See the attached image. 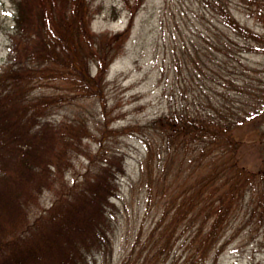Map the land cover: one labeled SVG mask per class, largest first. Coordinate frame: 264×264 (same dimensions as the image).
<instances>
[{
	"label": "trees",
	"instance_id": "1",
	"mask_svg": "<svg viewBox=\"0 0 264 264\" xmlns=\"http://www.w3.org/2000/svg\"><path fill=\"white\" fill-rule=\"evenodd\" d=\"M144 1L123 0L130 26L109 34L93 31L88 0H14L16 32L0 71V264H86L113 248L109 211L124 157L87 153L93 173L68 188L62 182L52 207H42V194L57 188L74 155L89 151L83 142L91 136L85 120L57 123L50 111L69 99H106L110 66ZM205 1L218 19L213 31L174 56L178 77L187 71L178 84L182 97L167 112L125 128L146 150L140 164L146 208L158 213L148 237L153 257L169 260L180 229L194 228L192 264L221 251L241 200L264 205V64L250 57L264 55V32L242 24L229 0ZM247 9L264 30V0H250ZM43 80L60 82L65 93L32 96ZM245 127L263 153L258 169L241 162L246 140L238 132Z\"/></svg>",
	"mask_w": 264,
	"mask_h": 264
},
{
	"label": "rangeland",
	"instance_id": "2",
	"mask_svg": "<svg viewBox=\"0 0 264 264\" xmlns=\"http://www.w3.org/2000/svg\"><path fill=\"white\" fill-rule=\"evenodd\" d=\"M88 1L93 12L94 32L115 34L130 26L132 13L125 8L123 0ZM229 1L233 14L242 24L264 32L263 25L247 9L250 0ZM14 12H17L14 0H0V71L11 56L12 37L16 32ZM133 18L125 47L110 66L106 99H69L51 109L50 119L57 123L85 120L91 136L83 142L89 151L73 156L71 167L57 181V188L46 190L40 204L52 207L54 198H59L55 190L62 188V182L68 188L80 184L85 174L93 173L95 167L91 166L87 153L97 154L101 150L102 156L105 153L123 156L124 173L118 178L117 194L112 197L109 211L113 248L106 256L90 257L86 264H192L188 248L194 228L184 233L180 229V238L169 260L153 257L148 237L158 213L155 208L151 212L146 208V191L140 176L146 150L125 128L167 112L171 103L180 100L182 93L178 84L184 82L187 71L184 67L185 74L178 77L174 56L180 55L183 46L190 45L201 32L205 35L212 32L218 19L205 0H145ZM250 57L264 64V55ZM92 72L96 74L95 66ZM61 92L65 90L60 82L50 80L32 87V96L63 94ZM238 135L246 140L240 153L242 164L258 169L263 153L253 143V129L242 128ZM240 203L238 212L226 224L219 245L221 251L212 253L206 264H264L263 202L244 198ZM139 237L141 240L137 243Z\"/></svg>",
	"mask_w": 264,
	"mask_h": 264
}]
</instances>
